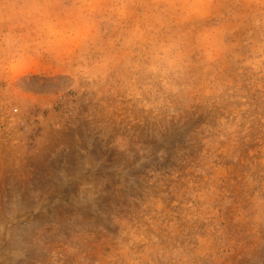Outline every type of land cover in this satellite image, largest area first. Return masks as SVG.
I'll use <instances>...</instances> for the list:
<instances>
[{
	"label": "rangeland",
	"instance_id": "1",
	"mask_svg": "<svg viewBox=\"0 0 264 264\" xmlns=\"http://www.w3.org/2000/svg\"><path fill=\"white\" fill-rule=\"evenodd\" d=\"M0 264H264V0H0Z\"/></svg>",
	"mask_w": 264,
	"mask_h": 264
}]
</instances>
